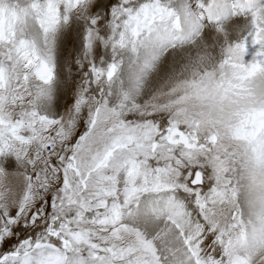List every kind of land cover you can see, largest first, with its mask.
Instances as JSON below:
<instances>
[{
  "label": "snow or ice",
  "instance_id": "snow-or-ice-1",
  "mask_svg": "<svg viewBox=\"0 0 264 264\" xmlns=\"http://www.w3.org/2000/svg\"><path fill=\"white\" fill-rule=\"evenodd\" d=\"M0 264H264V0H0Z\"/></svg>",
  "mask_w": 264,
  "mask_h": 264
},
{
  "label": "rangeland",
  "instance_id": "rangeland-1",
  "mask_svg": "<svg viewBox=\"0 0 264 264\" xmlns=\"http://www.w3.org/2000/svg\"><path fill=\"white\" fill-rule=\"evenodd\" d=\"M60 52L58 53V62L60 66V73L63 76V69L67 63L76 55V53L82 48V44L79 47H75L73 44V39L68 37L64 30L61 31L59 36ZM153 56H155V62L157 66L163 65L168 57L160 54L157 50L156 53H149V62L152 61ZM144 88V83L141 78L134 79L128 84V89L131 95L139 98L141 96L142 90Z\"/></svg>",
  "mask_w": 264,
  "mask_h": 264
}]
</instances>
